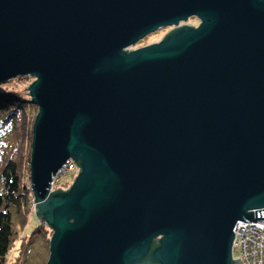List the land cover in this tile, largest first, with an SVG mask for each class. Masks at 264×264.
Segmentation results:
<instances>
[{
    "label": "water",
    "instance_id": "95a60500",
    "mask_svg": "<svg viewBox=\"0 0 264 264\" xmlns=\"http://www.w3.org/2000/svg\"><path fill=\"white\" fill-rule=\"evenodd\" d=\"M29 75L48 264H243L234 230L264 222V0H0V85Z\"/></svg>",
    "mask_w": 264,
    "mask_h": 264
},
{
    "label": "trees",
    "instance_id": "16d2710c",
    "mask_svg": "<svg viewBox=\"0 0 264 264\" xmlns=\"http://www.w3.org/2000/svg\"><path fill=\"white\" fill-rule=\"evenodd\" d=\"M11 83L15 85L12 88L10 85H0V264H31L28 262V255L33 236L37 233H53V229L48 225L42 228L40 224L29 237L21 239L15 256H11L16 251L15 244L18 239L16 217L22 220V225L26 228L35 204L31 184L28 182L26 185L23 181L20 164L26 141L25 137L22 141L23 133L19 132H22V124L32 120L34 126L37 119V115L32 118V110L36 107L22 98L21 94L24 92H19V88L26 85L25 79ZM2 111L8 112L4 115ZM20 124L21 127L16 129ZM31 132L33 133V129L26 134L31 136ZM27 161L30 164V157ZM29 169L30 166L27 167Z\"/></svg>",
    "mask_w": 264,
    "mask_h": 264
},
{
    "label": "rangeland",
    "instance_id": "374dc122",
    "mask_svg": "<svg viewBox=\"0 0 264 264\" xmlns=\"http://www.w3.org/2000/svg\"><path fill=\"white\" fill-rule=\"evenodd\" d=\"M199 24H200L199 20L195 17L191 18L186 23V25H190L193 27H197V26H199ZM184 25L185 24L182 23L181 26H184ZM171 31L172 30L170 28L158 30L157 32L146 37L144 40L140 41L136 46H134L133 48H130V50H128V51H135L137 49L145 48V47L151 46L153 44L160 43L165 38V36L168 33H170ZM23 78L26 81V85L21 86L19 88V92L20 91L24 92L21 94L22 98L27 99V101L30 103L31 106L36 107V108H33V110H32L33 111L32 118H33L36 115L38 116L39 109L36 105L32 104L30 91L28 88L34 84L36 79L29 75L26 77H18L16 79L8 81L5 84L10 85V87L12 88L13 86H15L11 83L12 81L23 79ZM5 84H3V85H5ZM2 112L5 115L8 111H2ZM31 121L25 122L24 124H22V126H23L22 132H19V133H23V134H21L22 135V137H21L22 141H23L24 137H25L24 141H26V143H25L26 146L24 145V147H25L24 148V154L22 155L23 157L21 156L22 158H21V164H20V166L22 168L23 181L26 185L28 184V182L31 184V169L27 170V167L30 166V168H31V152H32V143H33V133L31 132V136H29V133L26 134L27 131L29 132L32 129H34L33 123H31ZM18 127L20 128L21 124L18 125L16 129H19ZM31 138H32V141H31ZM29 157H30V164H29V161H27ZM79 174H80L79 172H75V173H69L67 175H63L60 177V179L58 177V179H59V180L57 179L58 180V186H57V180H56L51 189L55 190L53 192H56L58 190L65 191V192L68 191L73 186V184H74V182L77 179ZM29 178H30V181H29ZM34 206H35V204H34ZM31 212H32V216L29 219V223L27 222L28 226L26 228H25V226L22 225V220L16 217L17 221L15 222V229L18 232V239H17V242L15 244L16 251H14L11 254V256H13V255L15 256V254L19 248L21 239L23 237H29L30 234L32 232H34L35 228L37 226H39L40 224H41L42 228H46L45 226L47 224L40 222L38 220L37 216L35 215L34 207L32 208ZM53 234H54V231H53V233L45 232L44 233L45 236L41 235L40 233H37L33 236L32 243H31L30 248H29L28 262H30L31 264H48V260L50 257V243H51V239L53 237ZM240 259H241L240 251L238 249H234L233 250V260L237 261Z\"/></svg>",
    "mask_w": 264,
    "mask_h": 264
},
{
    "label": "built area",
    "instance_id": "2783aa9c",
    "mask_svg": "<svg viewBox=\"0 0 264 264\" xmlns=\"http://www.w3.org/2000/svg\"><path fill=\"white\" fill-rule=\"evenodd\" d=\"M80 171V167L74 161L70 160L59 171L56 178H54L51 188L58 177L69 173H80ZM50 191L53 193L55 190L50 189ZM262 210L264 209L258 211ZM245 222H239L234 230L233 250L238 249L240 251V261L243 264H264V222Z\"/></svg>",
    "mask_w": 264,
    "mask_h": 264
},
{
    "label": "flooded vegetation",
    "instance_id": "af4514ba",
    "mask_svg": "<svg viewBox=\"0 0 264 264\" xmlns=\"http://www.w3.org/2000/svg\"><path fill=\"white\" fill-rule=\"evenodd\" d=\"M198 27V26H197ZM172 30V29H171Z\"/></svg>",
    "mask_w": 264,
    "mask_h": 264
}]
</instances>
